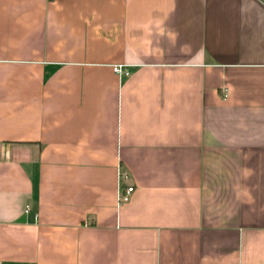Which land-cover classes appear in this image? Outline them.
<instances>
[{
  "label": "crops",
  "instance_id": "1",
  "mask_svg": "<svg viewBox=\"0 0 264 264\" xmlns=\"http://www.w3.org/2000/svg\"><path fill=\"white\" fill-rule=\"evenodd\" d=\"M0 264H264V0H0Z\"/></svg>",
  "mask_w": 264,
  "mask_h": 264
},
{
  "label": "built area",
  "instance_id": "2",
  "mask_svg": "<svg viewBox=\"0 0 264 264\" xmlns=\"http://www.w3.org/2000/svg\"><path fill=\"white\" fill-rule=\"evenodd\" d=\"M124 65L121 64V63H118V64H114L113 65V70L118 73L119 75H122V74H127L128 73V70L126 68L123 67ZM226 88H223V91L226 92ZM225 95V93H224ZM125 175V174H124ZM134 191V186L133 185H127L125 188H122L118 191V200L120 202H124V201H127L129 200L130 196H131V193ZM26 210L29 209V206L26 205L25 207Z\"/></svg>",
  "mask_w": 264,
  "mask_h": 264
}]
</instances>
